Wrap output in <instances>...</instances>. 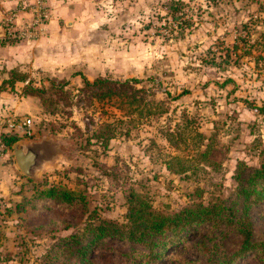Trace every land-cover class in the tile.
I'll return each instance as SVG.
<instances>
[{"label": "rangeland", "instance_id": "374dc122", "mask_svg": "<svg viewBox=\"0 0 264 264\" xmlns=\"http://www.w3.org/2000/svg\"><path fill=\"white\" fill-rule=\"evenodd\" d=\"M168 1L85 0L81 9L86 14L70 40L76 66L56 74L36 68L8 71L26 77L6 86L18 89L19 99L26 97L22 113L9 117L32 119V133L16 134L14 144L39 142L45 160L30 177L17 164L14 144L0 154V264H75L89 223L126 222L132 189L155 211L171 213L219 197L230 199L238 186L239 162L260 165L264 0H183L184 11L177 14L192 23L181 36L180 20L173 21ZM47 2V16L41 18L36 0L2 7L0 42L42 36L52 18ZM7 23L17 30L10 34ZM243 35L249 41L240 39ZM82 76L91 81L99 76L139 78L132 84L140 90L127 94L141 100H101L86 90ZM9 117L0 122L2 142V133L12 134ZM167 130L176 132L177 144L168 140ZM180 162L188 164L184 171H176ZM54 185L75 190L82 199L60 203L39 198ZM251 218L255 237L264 239V201L252 208ZM75 233L83 241L66 245L65 238ZM199 236L192 232L170 246L158 264L202 263L195 245ZM236 241L231 239L229 246ZM140 250L138 243L104 237L85 256L91 264H135ZM235 264L264 261L248 252Z\"/></svg>", "mask_w": 264, "mask_h": 264}, {"label": "trees", "instance_id": "16d2710c", "mask_svg": "<svg viewBox=\"0 0 264 264\" xmlns=\"http://www.w3.org/2000/svg\"><path fill=\"white\" fill-rule=\"evenodd\" d=\"M185 4L183 0L168 1L167 7L172 14L173 21L178 22L181 15L177 13L184 11ZM182 13L185 14V12ZM191 21V18L181 19L177 24L180 27L177 35H183L185 27L190 25ZM240 39L249 41L246 35L241 36ZM238 48V42H235L232 50L236 52ZM227 53L229 55L231 49L228 48ZM15 73H17L16 70L10 71L8 78L4 79L0 85V91L6 90L7 85L13 87L17 81L26 80L23 75L16 74L15 76ZM82 77L86 90L90 88L94 96L101 100L112 99L115 96L121 97L123 104L132 103L129 96H133L134 100H141L136 95L127 94L128 90H133L131 93L137 94L140 89L133 84L139 83L141 81L139 78L118 81L99 76L91 81L85 76ZM258 108L264 110L262 106ZM107 125L110 126L109 131H112L111 124ZM112 135L113 133L111 137ZM166 135L169 141L177 144L174 139L176 132L167 130ZM1 137L6 146H12L19 139L18 135L8 133H2ZM108 140L106 138V141ZM202 153L206 154L207 151ZM180 165L176 171H184L188 164L181 163ZM238 165H240L236 173L238 186L230 199L219 197L208 204L198 202L176 212L155 211L146 198L132 189L127 195L126 222L119 224L102 220L98 224L89 223L86 227L88 233L84 234L85 244L77 248L78 258L74 263L91 264L85 256L88 248L104 237H115L139 244L142 250L139 251L135 264H158V260L170 246H178L186 236L196 231L200 236L198 243L194 244L198 246V251L204 258L200 264H235L248 252H255L264 261V239L255 237L251 218L252 208L264 201V158L258 167L251 168L243 161H240ZM168 167H171L170 163ZM39 198L54 199L60 203H73L76 199H82V194L54 185L42 191ZM20 204L18 203L17 206ZM234 238L237 240L235 245L229 246V242ZM64 241L66 245L72 247L75 243L82 242L83 239L80 234L75 233L65 238Z\"/></svg>", "mask_w": 264, "mask_h": 264}, {"label": "crops", "instance_id": "0c3cea01", "mask_svg": "<svg viewBox=\"0 0 264 264\" xmlns=\"http://www.w3.org/2000/svg\"><path fill=\"white\" fill-rule=\"evenodd\" d=\"M19 1L0 0V17L2 7L7 9L17 6ZM47 1L52 18L44 26L42 36L16 43L0 42V84L8 78V71L14 67L25 71L35 68L49 70L50 73L54 71L53 74H56V71L64 73L76 66V62L72 59L77 52L71 50L70 40L77 33L75 28L81 24L80 19L86 14V11L81 9V2L85 0ZM17 90L8 89L0 93V122L5 116L22 113L20 112L24 101L22 99L26 97L19 99ZM5 172L8 175L9 170Z\"/></svg>", "mask_w": 264, "mask_h": 264}, {"label": "water", "instance_id": "95a60500", "mask_svg": "<svg viewBox=\"0 0 264 264\" xmlns=\"http://www.w3.org/2000/svg\"><path fill=\"white\" fill-rule=\"evenodd\" d=\"M14 155L19 168L30 177L35 175L45 160L39 142L31 144L18 142L14 144Z\"/></svg>", "mask_w": 264, "mask_h": 264}, {"label": "built area", "instance_id": "2783aa9c", "mask_svg": "<svg viewBox=\"0 0 264 264\" xmlns=\"http://www.w3.org/2000/svg\"><path fill=\"white\" fill-rule=\"evenodd\" d=\"M29 4L28 1L26 2V5ZM37 4V12L39 14V18L41 16H47V13L45 11L44 6V0H36ZM7 30L11 34L13 33L14 29L13 27H10L11 25L7 23ZM15 36V34H14ZM7 131L12 134H26L30 135L32 133V119L29 117H23V116H10L7 119ZM7 146L4 142L0 140V154H3V152L6 150Z\"/></svg>", "mask_w": 264, "mask_h": 264}]
</instances>
